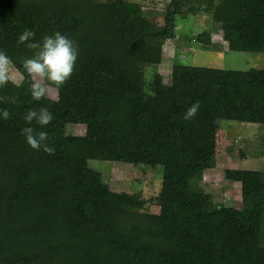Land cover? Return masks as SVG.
Returning a JSON list of instances; mask_svg holds the SVG:
<instances>
[{
	"label": "trees",
	"instance_id": "trees-1",
	"mask_svg": "<svg viewBox=\"0 0 264 264\" xmlns=\"http://www.w3.org/2000/svg\"><path fill=\"white\" fill-rule=\"evenodd\" d=\"M203 13L223 32L228 51L264 57V0H171L163 26L130 0H0V51L23 75L0 87V264H264V172L226 169L241 184L242 206L217 202L203 185L214 165L221 120L264 126V68L231 70L173 61L159 72L163 45L177 40V17ZM31 29L40 41L60 31L78 59L58 98L31 96L18 43ZM211 49V32L194 37ZM189 50V48H188ZM195 102L197 115L185 120ZM52 122L47 151L21 134L30 109ZM86 126L84 135L67 132ZM163 167L156 196L114 191L88 160Z\"/></svg>",
	"mask_w": 264,
	"mask_h": 264
},
{
	"label": "rangeland",
	"instance_id": "rangeland-1",
	"mask_svg": "<svg viewBox=\"0 0 264 264\" xmlns=\"http://www.w3.org/2000/svg\"><path fill=\"white\" fill-rule=\"evenodd\" d=\"M141 4L145 12V20L154 26H163L166 11L171 0H130ZM177 40L167 41L163 45V62L159 72L165 82H170L173 61L185 65L206 66L231 70H249L264 68V57L250 52L228 51V43L224 40L221 29L214 25L210 16L203 13L186 14L177 17ZM211 32V49L203 50L194 40L204 31ZM189 48V50H188ZM10 81L21 82L23 75L9 65ZM45 96L57 99L58 92L51 85L47 86ZM67 132L73 135H84L86 126L69 124ZM214 152L213 167L205 170L203 185L212 193L217 202L227 206H242L241 184L224 178L226 169L250 168L264 172V126L221 120L220 127L212 143ZM88 166L102 173L114 191H125L142 196L147 200L145 207L151 212L160 211V203L156 199L161 187L163 167H147L146 169L127 166L97 159L88 160Z\"/></svg>",
	"mask_w": 264,
	"mask_h": 264
},
{
	"label": "clouds",
	"instance_id": "clouds-1",
	"mask_svg": "<svg viewBox=\"0 0 264 264\" xmlns=\"http://www.w3.org/2000/svg\"><path fill=\"white\" fill-rule=\"evenodd\" d=\"M36 33L31 29H25L18 37V43H28L30 49L36 51L30 57L25 59L24 68L27 74L32 78L31 96L39 101L45 96L47 86L55 85L61 87L72 75L75 63L78 59V46L75 41L62 34L60 31H54L50 35H45L42 40L34 41ZM10 58L5 52L0 51V87L4 86L11 79L10 77ZM13 83H17L13 81ZM17 86L19 84L17 83ZM200 105L199 102L193 103L185 112L184 119L194 118ZM7 109H0V118L8 119ZM26 126L21 129V134L25 137L26 143L34 150H41L49 154L53 149L47 146L48 133L45 131H36L33 122L44 128L53 120L52 113L45 107L30 109L24 116Z\"/></svg>",
	"mask_w": 264,
	"mask_h": 264
}]
</instances>
